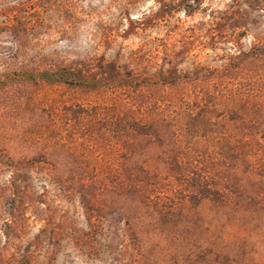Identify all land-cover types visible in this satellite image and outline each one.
Listing matches in <instances>:
<instances>
[{
  "label": "rangeland",
  "instance_id": "1",
  "mask_svg": "<svg viewBox=\"0 0 264 264\" xmlns=\"http://www.w3.org/2000/svg\"><path fill=\"white\" fill-rule=\"evenodd\" d=\"M72 64L150 82L162 74L213 75L169 88L165 98L170 132L196 102L208 110L200 125L213 126L188 149L215 157L223 134L242 135L232 113L237 97L264 118V0H0V72ZM34 95L42 105L99 102L59 86ZM254 131L264 142V127ZM25 145L19 143L21 159L13 160L5 140L0 156V264H143L124 225L91 216L51 166L24 160ZM248 222L197 229L190 244L203 245L210 259L219 254L222 264H264V223ZM182 250L171 251L179 264ZM163 254L156 259L167 264Z\"/></svg>",
  "mask_w": 264,
  "mask_h": 264
},
{
  "label": "trees",
  "instance_id": "2",
  "mask_svg": "<svg viewBox=\"0 0 264 264\" xmlns=\"http://www.w3.org/2000/svg\"><path fill=\"white\" fill-rule=\"evenodd\" d=\"M212 77L197 71L150 82L75 64L0 72V156L5 140L13 145V160L21 159L19 143L27 144L24 160L51 166L91 216L124 225L143 264H166L156 259L166 250L167 264H179L171 256L176 247L185 250L184 264H222L219 254L210 259L207 248L190 243L197 229L211 231L225 221L264 223V142L254 133L264 118L237 97L232 113L242 135L223 134L215 157L191 152L192 141L213 126L200 125L208 110L196 102L187 121L170 132L165 94ZM56 86L99 102H35L38 89Z\"/></svg>",
  "mask_w": 264,
  "mask_h": 264
}]
</instances>
